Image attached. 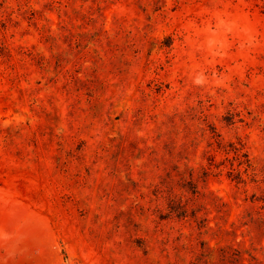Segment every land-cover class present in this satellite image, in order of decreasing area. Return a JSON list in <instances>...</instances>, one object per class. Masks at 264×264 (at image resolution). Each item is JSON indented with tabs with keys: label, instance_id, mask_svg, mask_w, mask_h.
<instances>
[{
	"label": "rangeland",
	"instance_id": "1",
	"mask_svg": "<svg viewBox=\"0 0 264 264\" xmlns=\"http://www.w3.org/2000/svg\"><path fill=\"white\" fill-rule=\"evenodd\" d=\"M22 261L264 264V0H0Z\"/></svg>",
	"mask_w": 264,
	"mask_h": 264
},
{
	"label": "trees",
	"instance_id": "2",
	"mask_svg": "<svg viewBox=\"0 0 264 264\" xmlns=\"http://www.w3.org/2000/svg\"><path fill=\"white\" fill-rule=\"evenodd\" d=\"M174 201V200H173ZM170 208H171V211H176L175 210V208H176V206H170ZM178 211V210H177ZM187 212V210H185L184 208H181V210H179V215H184V213H186Z\"/></svg>",
	"mask_w": 264,
	"mask_h": 264
},
{
	"label": "bare ground",
	"instance_id": "3",
	"mask_svg": "<svg viewBox=\"0 0 264 264\" xmlns=\"http://www.w3.org/2000/svg\"><path fill=\"white\" fill-rule=\"evenodd\" d=\"M23 262V261H22ZM23 264H24V262H23ZM25 264H28V263H25Z\"/></svg>",
	"mask_w": 264,
	"mask_h": 264
}]
</instances>
